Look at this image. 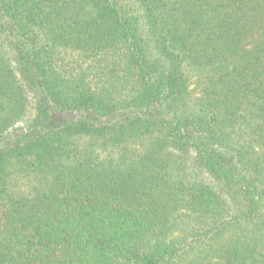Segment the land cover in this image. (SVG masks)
<instances>
[{
	"label": "trees",
	"instance_id": "trees-1",
	"mask_svg": "<svg viewBox=\"0 0 264 264\" xmlns=\"http://www.w3.org/2000/svg\"><path fill=\"white\" fill-rule=\"evenodd\" d=\"M138 1L0 0V264H264V0Z\"/></svg>",
	"mask_w": 264,
	"mask_h": 264
},
{
	"label": "rangeland",
	"instance_id": "rangeland-1",
	"mask_svg": "<svg viewBox=\"0 0 264 264\" xmlns=\"http://www.w3.org/2000/svg\"><path fill=\"white\" fill-rule=\"evenodd\" d=\"M123 11V13L131 20L133 26L135 27L136 31L138 32L139 36L143 38L145 41V44H149L147 47L150 50L152 49L154 53H156L155 45L152 42V39L154 38V35L150 32L149 25L146 24V13L142 9V7L139 5L138 0H113ZM8 44H10V41L14 40V37L11 36V38L7 37ZM151 41V42H150ZM151 45V46H150ZM152 47V48H151ZM152 52V51H151ZM152 52V53H153ZM153 53V54H154ZM85 66H88L90 68L92 65H99L98 63H95L93 60H89L86 63H83ZM182 68L184 69V72L186 76L189 78V86L190 90L197 87L200 80V71L197 69H194L193 66L188 65L186 62L182 64ZM92 75L90 77V81H92ZM40 91L37 87H34L30 89L28 92V102H27V108L25 113L19 118L14 125L9 128L4 135L0 138V151L1 150H7L11 148L12 146L18 145L20 143L25 142L30 135L33 134L35 131V128L37 126L36 124V115L37 111L36 109L40 105L41 101H45L44 98L40 95ZM199 93L198 91L193 95L190 96L191 99L189 101V105L191 106L194 104V101L198 98ZM57 117L60 118V120L55 117H53L54 121H65V117H68V115H57ZM12 167H11V178L13 183H17L18 181L21 183L23 189L33 183V174L32 176L29 175L28 177H24L23 173L19 172V167L17 165L16 160H12ZM207 181L209 180L208 177H204Z\"/></svg>",
	"mask_w": 264,
	"mask_h": 264
}]
</instances>
